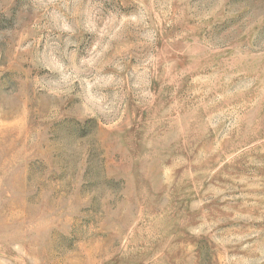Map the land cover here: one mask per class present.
I'll use <instances>...</instances> for the list:
<instances>
[{"label": "rangeland", "instance_id": "1", "mask_svg": "<svg viewBox=\"0 0 264 264\" xmlns=\"http://www.w3.org/2000/svg\"><path fill=\"white\" fill-rule=\"evenodd\" d=\"M0 264H264V0H0Z\"/></svg>", "mask_w": 264, "mask_h": 264}]
</instances>
